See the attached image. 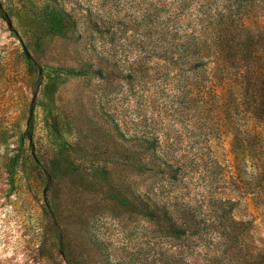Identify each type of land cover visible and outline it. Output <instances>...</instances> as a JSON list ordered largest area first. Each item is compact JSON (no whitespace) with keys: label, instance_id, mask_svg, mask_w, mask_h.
I'll return each mask as SVG.
<instances>
[{"label":"rangeland","instance_id":"374dc122","mask_svg":"<svg viewBox=\"0 0 264 264\" xmlns=\"http://www.w3.org/2000/svg\"><path fill=\"white\" fill-rule=\"evenodd\" d=\"M154 1L0 0V264H264V172L247 158L235 163L237 186L224 179L228 141L207 139L202 114L176 97L185 78L175 57L145 37L162 28L144 14ZM47 4L63 30L45 21ZM244 5L207 7L234 54L261 68L264 0ZM169 6L159 16L174 32ZM158 132L181 164L177 179L139 164ZM234 186L239 235L227 240L214 205ZM176 193L200 213L199 236L176 238L166 218L145 213L143 202Z\"/></svg>","mask_w":264,"mask_h":264},{"label":"trees","instance_id":"16d2710c","mask_svg":"<svg viewBox=\"0 0 264 264\" xmlns=\"http://www.w3.org/2000/svg\"><path fill=\"white\" fill-rule=\"evenodd\" d=\"M214 1L216 0H173L165 4L164 0H155L154 4L150 3L144 8V14L150 23L162 28L157 33L145 37L153 38L154 47H160L163 52L175 57L178 62V82L181 77L185 78L182 92H177L176 97L185 100L191 111L202 114L200 128H203L207 139L212 135L217 141L220 140L219 142L228 141L230 149L227 151L222 144L221 150L226 154L225 160L228 161L230 169V174L224 179H228L232 186L233 183L236 185L233 180L238 177L234 171L235 163L239 164L240 161L251 158L253 174L264 172V66L258 68L246 65L243 58L234 54L228 40L216 29L222 15L207 7ZM234 1L247 5L254 0ZM166 6L170 7L169 14L179 28L174 32L163 29V26L168 24L160 21V11ZM192 10H195L196 14H193ZM245 11L240 15V19L248 21L252 17L249 16L248 10ZM189 12L191 13L188 14ZM42 15L54 31L65 28V20L56 8L47 4L42 9ZM232 20L235 21L234 18ZM230 115L237 117L236 127L231 128V125L227 124L230 123ZM164 134L165 132L152 134L156 140L155 145L147 144L144 148L152 149L154 155L148 161L142 158L139 164L143 168L147 164L157 167L163 165L172 172L171 177L177 179L176 173L181 169V164L173 156L172 146L165 145ZM134 137L149 139L138 134H134ZM212 157L217 163L219 156L216 150ZM173 165H178L177 169H171ZM231 190L233 192H230ZM240 190L234 186L229 188V192L216 194L219 204L214 205V212L216 217H223V221H220L223 223L220 235L225 236L227 240L236 239L239 235V232H236L239 221L233 214V193H239ZM122 202L130 203L123 198ZM143 205L149 219L160 221L166 218L170 222L174 237L199 236L203 223L200 213L191 208L189 202L177 193L166 199L162 197L151 200L150 203L143 202ZM223 206H228V209ZM154 210H161L162 216L154 215ZM253 222L254 220L248 224L251 226ZM253 230L255 231L254 227Z\"/></svg>","mask_w":264,"mask_h":264}]
</instances>
